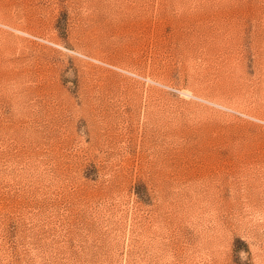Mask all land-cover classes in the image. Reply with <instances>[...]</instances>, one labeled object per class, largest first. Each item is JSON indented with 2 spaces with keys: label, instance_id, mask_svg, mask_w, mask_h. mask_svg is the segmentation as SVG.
<instances>
[{
  "label": "rangeland",
  "instance_id": "rangeland-1",
  "mask_svg": "<svg viewBox=\"0 0 264 264\" xmlns=\"http://www.w3.org/2000/svg\"><path fill=\"white\" fill-rule=\"evenodd\" d=\"M0 264H264V0H0Z\"/></svg>",
  "mask_w": 264,
  "mask_h": 264
}]
</instances>
